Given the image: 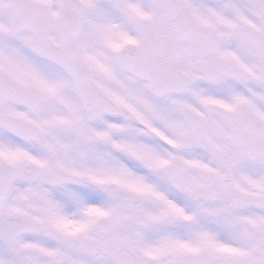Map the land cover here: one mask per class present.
<instances>
[{
  "label": "snow or ice",
  "instance_id": "snow-or-ice-1",
  "mask_svg": "<svg viewBox=\"0 0 264 264\" xmlns=\"http://www.w3.org/2000/svg\"><path fill=\"white\" fill-rule=\"evenodd\" d=\"M0 264H264V0H0Z\"/></svg>",
  "mask_w": 264,
  "mask_h": 264
}]
</instances>
